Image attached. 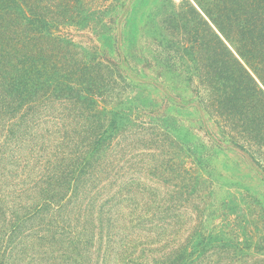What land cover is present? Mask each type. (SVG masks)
Returning <instances> with one entry per match:
<instances>
[{
	"label": "trees",
	"instance_id": "trees-1",
	"mask_svg": "<svg viewBox=\"0 0 264 264\" xmlns=\"http://www.w3.org/2000/svg\"><path fill=\"white\" fill-rule=\"evenodd\" d=\"M197 1L161 29L179 101L130 74L124 33L106 63L75 40L100 13L87 0H0V264H248L245 247L197 250L198 178L169 129L102 110L116 79L151 87L264 181V0Z\"/></svg>",
	"mask_w": 264,
	"mask_h": 264
},
{
	"label": "rangeland",
	"instance_id": "rangeland-1",
	"mask_svg": "<svg viewBox=\"0 0 264 264\" xmlns=\"http://www.w3.org/2000/svg\"><path fill=\"white\" fill-rule=\"evenodd\" d=\"M186 1L204 14L197 0H87V12L100 13L92 16L89 28L78 33L75 40L89 51H95L106 63L109 58L117 60L115 34L123 40L124 33L122 52H128L130 64L135 70L130 74L135 76V72L140 71L150 76L151 80L164 81L168 92L175 98L179 95L180 101V94L189 93L184 88L188 84L181 83L178 74L163 64V58L169 52L165 47L169 41L177 43L178 39L171 37L170 32H161V29L169 26L171 11L179 15L185 10L190 14L188 7H184ZM112 20L117 22L118 28ZM211 25L215 27L212 22ZM116 81L117 96L107 101L102 96L105 114L113 111L109 114L112 118L114 112L124 108L126 111L122 112L128 118L124 123L132 120L138 125L144 121L168 128L169 134L182 148L178 150V161H186V168L198 178L189 182L200 188L194 206L197 207L204 235L195 239V245L200 244L197 250L201 251L206 245H237L245 247L244 251L251 255L248 264H264V181L261 176L237 152L221 150L211 144L201 126L193 121L198 120L200 115L194 107L180 106L171 98L165 109V105L163 107L160 103L162 95L158 91L151 87H136L120 79ZM187 213L182 211L181 216ZM179 226L186 230L190 228L183 221Z\"/></svg>",
	"mask_w": 264,
	"mask_h": 264
}]
</instances>
